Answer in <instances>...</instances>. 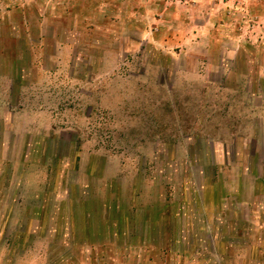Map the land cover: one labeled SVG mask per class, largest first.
<instances>
[{
    "label": "rangeland",
    "instance_id": "obj_1",
    "mask_svg": "<svg viewBox=\"0 0 264 264\" xmlns=\"http://www.w3.org/2000/svg\"><path fill=\"white\" fill-rule=\"evenodd\" d=\"M0 264H264V0H0Z\"/></svg>",
    "mask_w": 264,
    "mask_h": 264
}]
</instances>
